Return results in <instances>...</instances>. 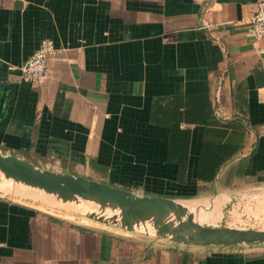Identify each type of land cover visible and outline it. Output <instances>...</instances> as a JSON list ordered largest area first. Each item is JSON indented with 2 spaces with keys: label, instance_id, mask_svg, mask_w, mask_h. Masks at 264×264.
I'll return each instance as SVG.
<instances>
[{
  "label": "crops",
  "instance_id": "obj_1",
  "mask_svg": "<svg viewBox=\"0 0 264 264\" xmlns=\"http://www.w3.org/2000/svg\"><path fill=\"white\" fill-rule=\"evenodd\" d=\"M259 1L0 0V150L140 193L264 197ZM46 38L48 78L26 81ZM0 264H264V245L178 243L0 194Z\"/></svg>",
  "mask_w": 264,
  "mask_h": 264
},
{
  "label": "water",
  "instance_id": "obj_2",
  "mask_svg": "<svg viewBox=\"0 0 264 264\" xmlns=\"http://www.w3.org/2000/svg\"><path fill=\"white\" fill-rule=\"evenodd\" d=\"M4 181L42 190L64 202L94 201L100 209L86 212L87 216L178 243L215 247L264 245V227L209 221L201 218L199 209L181 199L140 193L104 180L43 167L0 150V183Z\"/></svg>",
  "mask_w": 264,
  "mask_h": 264
},
{
  "label": "rangeland",
  "instance_id": "obj_3",
  "mask_svg": "<svg viewBox=\"0 0 264 264\" xmlns=\"http://www.w3.org/2000/svg\"><path fill=\"white\" fill-rule=\"evenodd\" d=\"M3 183H9V190L0 188L1 195L9 196L14 199L36 205L39 208L55 215L66 217L77 222L90 221V217L86 214L88 210L84 211L81 208L86 204V202L89 203L86 200H82L80 202H64L60 200V202L58 201L57 204H50L46 199L49 198V196H52L51 194H48L42 190L29 188L28 186L16 183L14 181H4ZM24 191H33L35 194H39L40 197L25 194L23 193ZM263 198L264 197L262 196L256 197L253 195L242 196L241 198L232 197L231 199L227 197L226 202L222 205V215L217 220H215V222H223L234 226L264 227ZM203 199L206 200L204 205L202 207H197L196 209L199 208L200 213L205 208H207L209 211L213 210L215 202H212L209 198Z\"/></svg>",
  "mask_w": 264,
  "mask_h": 264
},
{
  "label": "built area",
  "instance_id": "obj_4",
  "mask_svg": "<svg viewBox=\"0 0 264 264\" xmlns=\"http://www.w3.org/2000/svg\"><path fill=\"white\" fill-rule=\"evenodd\" d=\"M247 34L256 42L264 38V0L257 3L248 23ZM59 51L52 39H43L40 47L22 64V78L32 83L45 81L49 75L50 61L57 57Z\"/></svg>",
  "mask_w": 264,
  "mask_h": 264
},
{
  "label": "bare ground",
  "instance_id": "obj_5",
  "mask_svg": "<svg viewBox=\"0 0 264 264\" xmlns=\"http://www.w3.org/2000/svg\"><path fill=\"white\" fill-rule=\"evenodd\" d=\"M9 183H12V182H9ZM9 183H0V188H2L4 190H9V187H8ZM29 188H32V187H29ZM33 189H35V188H33ZM23 193L34 195L36 197H40L39 194H35L33 191H27V192L24 191ZM226 199H227V197L225 195H221L217 198V200L215 202V206H213V210L209 211L205 208V209H203V211L201 213L199 211L201 218H204L206 220H214V221L217 220L222 215V205L226 202ZM46 200L50 204H57L58 201L60 202V199H58L54 195L49 196V198H47ZM86 201H88L89 203L86 202V204L83 205V207H81L82 210H84V211L88 210L89 211V210H99L100 209V205L98 203H96L94 201H90V200H86ZM183 201L187 205H189L191 208L196 209L197 207H202L206 200H204L202 198H191V199H184Z\"/></svg>",
  "mask_w": 264,
  "mask_h": 264
},
{
  "label": "trees",
  "instance_id": "obj_6",
  "mask_svg": "<svg viewBox=\"0 0 264 264\" xmlns=\"http://www.w3.org/2000/svg\"><path fill=\"white\" fill-rule=\"evenodd\" d=\"M229 157L231 156V155H228Z\"/></svg>",
  "mask_w": 264,
  "mask_h": 264
}]
</instances>
